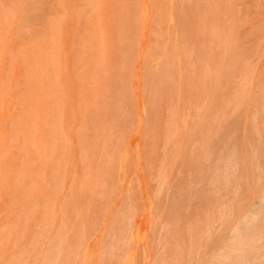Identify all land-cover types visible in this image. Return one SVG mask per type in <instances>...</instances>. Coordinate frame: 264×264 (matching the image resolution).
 Here are the masks:
<instances>
[{"label":"rangeland","instance_id":"rangeland-1","mask_svg":"<svg viewBox=\"0 0 264 264\" xmlns=\"http://www.w3.org/2000/svg\"><path fill=\"white\" fill-rule=\"evenodd\" d=\"M263 87L264 0H0V264H216Z\"/></svg>","mask_w":264,"mask_h":264},{"label":"bare ground","instance_id":"bare-ground-1","mask_svg":"<svg viewBox=\"0 0 264 264\" xmlns=\"http://www.w3.org/2000/svg\"><path fill=\"white\" fill-rule=\"evenodd\" d=\"M239 60H241V59H239ZM244 64H245V62H244ZM249 68H251V66ZM241 82H242V80H241ZM247 83L249 84V82H247ZM243 87H245V86H243ZM248 89H250V87ZM239 90H240V87H239ZM244 90L245 89H243L242 91H244ZM239 93H241V91ZM243 93H241L240 95H243ZM244 95H246V94L244 93ZM244 95L243 96L238 95L239 99L241 97L244 98V99L241 98L238 101L239 102L238 104L239 105L243 104V105H241L243 107L245 106L244 100H246ZM238 96H236V97H238ZM248 96H250V95H247L246 97H248ZM242 101H243V103H242ZM260 105H261V110L264 112V87L262 90L261 104ZM254 123H255V121H254ZM254 130H256V129H254ZM251 146L253 147V150H251L252 157H251L249 165L246 168H243V169L241 168L246 163L243 162V159L240 158L239 155L236 153V151H237L236 149L230 155V157L228 159H225L222 161L221 164H225L226 168L218 169V168H220V166H219L220 164L217 165V167H216V169H218V171L216 172V175L212 178V181H211L212 187H211V189H209V191L211 190L210 194L220 195L221 197H223L222 194H224L226 192L225 189H227V186L230 187V185H233V182L236 183V186L233 187V188L236 187V190L234 189L235 190L234 194L230 193L233 195V196H231L232 197L231 201L229 203H227V205L226 204L224 205V207L226 208L225 210H227V212H224L225 210L223 211L221 209L222 207H220V208H219V206L217 207V208H219V210L220 209L222 210V211L221 210L219 211L221 213V215H219L220 217H223L224 215H226L225 213H227V214L234 213L237 209H240V207H241L240 202H241V198H242V193L244 191L243 182L249 183L248 181L252 180V182L256 183V184H254L255 185L254 187L256 189V185L257 184L259 185L260 184L259 182H261L262 180L264 181V174L260 173L259 177L257 175H256L257 177L255 176L256 178L254 177V173L256 171L260 170L261 172L264 173V158L259 156L261 154V150H258L257 146L255 147V145L253 146L252 144H251ZM254 178H255V180H254ZM190 183H191V185L193 184V186L195 185L194 189H196V186L199 185V182H194L193 179L189 180V184ZM230 189H231V187H230ZM227 192H230V191L228 190ZM210 194H207V195H210ZM243 195H245V193ZM256 198H257V200L253 201L250 204L249 210L245 212V215L242 218L237 219V221H234L231 224L230 232L222 241L224 247L222 248V250H220L218 252L219 255L215 259L216 264H264V183L259 187L258 195ZM219 201L220 200H218L216 203H218ZM218 204L220 205V202ZM214 209H216V208H214ZM210 212H209V214H210ZM210 217H208L207 221L205 222L206 224H204L206 228H203V229H209L210 223H211ZM174 227L175 226H173V228ZM173 228L172 227L170 228L172 234L175 233L173 230L178 231V228H174V229ZM204 232H205V230H204ZM178 233H176V234H178ZM176 234H175V236H176ZM197 236H198V233H197ZM183 237L180 238L179 243H181V239L182 240L185 239V237H184V239H183ZM181 246H182V244H181ZM178 250H179V248H178ZM210 264H215V263H210Z\"/></svg>","mask_w":264,"mask_h":264}]
</instances>
